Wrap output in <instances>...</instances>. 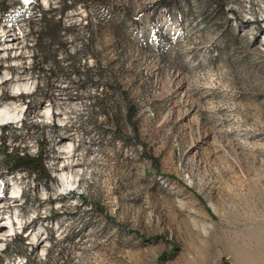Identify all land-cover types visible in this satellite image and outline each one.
Masks as SVG:
<instances>
[{
	"label": "rangeland",
	"instance_id": "1",
	"mask_svg": "<svg viewBox=\"0 0 264 264\" xmlns=\"http://www.w3.org/2000/svg\"><path fill=\"white\" fill-rule=\"evenodd\" d=\"M15 1L0 137L51 180L0 143V264H264V0H73L50 77L33 13L59 0Z\"/></svg>",
	"mask_w": 264,
	"mask_h": 264
},
{
	"label": "trees",
	"instance_id": "2",
	"mask_svg": "<svg viewBox=\"0 0 264 264\" xmlns=\"http://www.w3.org/2000/svg\"><path fill=\"white\" fill-rule=\"evenodd\" d=\"M7 0H0V21L6 19L8 16L7 11L10 9L8 4H6ZM73 0H59L58 7L51 8V9H42L39 3H36L35 10L33 14L38 16L39 21L42 23L40 29H38L35 38V53L33 55V59L39 58V61L33 64V70L38 71V65L50 64L49 70V77L53 76L54 73H59L62 68L59 66L58 62L55 60V53L56 49H53L54 45H57L62 37L61 33L63 30L62 27V18L66 9L71 8L74 3H71ZM100 3H104L105 0H98ZM70 2V3H69ZM69 3V4H68ZM23 1L18 0L13 2L12 6L20 7L23 6ZM31 15V13H30ZM162 32L156 34L155 43L157 46L163 45V41H167V36H163V39L160 38ZM70 58H74L71 56ZM71 71L73 73H78L79 68L75 66V64H70ZM87 70L83 71L85 77H87ZM42 82H37L35 87V96L41 94L44 97H47L50 88H48L47 83L45 84V91L42 92ZM24 98V95H21ZM29 103V100L28 102ZM29 104H27L28 106ZM132 114L131 109L127 112V116L130 117ZM5 138L0 137V143L2 144L4 151L3 155L7 159L6 160V167L5 172H26L30 175H37L38 178L49 179L50 171L47 169L44 159L42 150H39L36 153V156H29L26 153L19 152L18 150L8 149L5 145Z\"/></svg>",
	"mask_w": 264,
	"mask_h": 264
},
{
	"label": "bare ground",
	"instance_id": "3",
	"mask_svg": "<svg viewBox=\"0 0 264 264\" xmlns=\"http://www.w3.org/2000/svg\"><path fill=\"white\" fill-rule=\"evenodd\" d=\"M16 90H19V89L16 88ZM18 117H19V110L17 109L16 106H8L6 104V105L0 107V124H2L4 122H9V121L10 122L16 121ZM69 177H70L69 175H64V178H61L62 182L65 183L66 185L70 184V179H68ZM3 219L4 218H2V217L0 218V228L5 225V222H3ZM5 219H7V218H5ZM8 227H10V229H11L10 223H9ZM7 236H8L7 233H3V230H0V246H1L2 242L4 240H6L4 238ZM38 243H39V240L36 241L37 246H38Z\"/></svg>",
	"mask_w": 264,
	"mask_h": 264
},
{
	"label": "snow or ice",
	"instance_id": "4",
	"mask_svg": "<svg viewBox=\"0 0 264 264\" xmlns=\"http://www.w3.org/2000/svg\"><path fill=\"white\" fill-rule=\"evenodd\" d=\"M28 2V0H25V3H27Z\"/></svg>",
	"mask_w": 264,
	"mask_h": 264
}]
</instances>
